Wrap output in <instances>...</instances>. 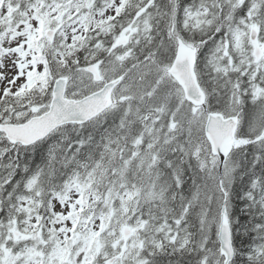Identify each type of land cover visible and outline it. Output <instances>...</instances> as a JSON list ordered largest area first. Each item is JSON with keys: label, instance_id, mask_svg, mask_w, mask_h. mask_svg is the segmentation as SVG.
<instances>
[{"label": "snow or ice", "instance_id": "snow-or-ice-1", "mask_svg": "<svg viewBox=\"0 0 264 264\" xmlns=\"http://www.w3.org/2000/svg\"><path fill=\"white\" fill-rule=\"evenodd\" d=\"M0 264H264V0H0Z\"/></svg>", "mask_w": 264, "mask_h": 264}]
</instances>
